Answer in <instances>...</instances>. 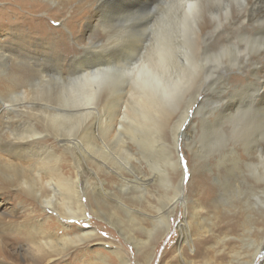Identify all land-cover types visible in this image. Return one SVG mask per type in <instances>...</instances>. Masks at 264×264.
Masks as SVG:
<instances>
[{
	"label": "bare ground",
	"instance_id": "bare-ground-1",
	"mask_svg": "<svg viewBox=\"0 0 264 264\" xmlns=\"http://www.w3.org/2000/svg\"><path fill=\"white\" fill-rule=\"evenodd\" d=\"M20 1L32 9L44 8L30 4L39 0ZM60 1L66 8L72 0ZM76 1L93 2L99 28L122 23L127 24V33H119L117 39L108 33L103 41H87L69 61L73 70L67 75L61 70V57L53 58V51L44 50L37 70L28 68L12 76L9 100L0 99V196L17 209L5 214L0 207V264H55L68 256L73 259L81 245L98 238L94 230L66 224L86 218L87 210L110 224L121 223L117 213L123 207L110 204L115 194L106 188L101 172L114 169L121 159L131 168L135 159L125 139L141 144L144 136L138 140L137 132L162 120L166 126L184 96L191 98V104L172 135L176 149L189 109L197 108V114L206 102L214 101L213 121L203 117L200 128L190 123V143L197 149L210 124L217 133L212 143L221 150L218 156L227 165V175L235 180L242 170L247 172L253 181V205L264 206V0ZM1 11L4 19L9 14L22 16ZM74 13L69 24L87 10L77 7ZM132 17L136 22L127 23ZM12 28L11 32L18 31ZM9 51L0 45V60H11ZM48 73L56 79L33 84ZM52 81L58 85L55 92L46 88ZM44 83L48 84L41 87ZM48 133L64 153H71L72 175L60 169L61 158L48 145ZM163 160V184L172 194L166 201L158 200L159 210L166 213L158 221L154 218L153 230H145L149 239L157 236L162 221L164 234L168 231L182 195L181 183L174 187L171 176L179 168L178 160L173 161L167 151ZM121 178L124 189L128 181ZM142 179L137 177L135 183L143 187ZM11 189L19 193L10 194ZM84 195L89 206L83 203ZM28 197L37 200L41 209H30ZM47 209L59 217H51ZM254 221L261 226H251L248 232H258L260 240L249 259L239 264H256L264 252V218ZM188 235L183 233L180 241L187 242ZM128 238L143 245L132 233ZM16 245L18 252H14ZM71 249L74 252L68 254ZM112 253L119 264H130L119 250ZM98 258L100 264H109L106 257L99 254Z\"/></svg>",
	"mask_w": 264,
	"mask_h": 264
},
{
	"label": "rangeland",
	"instance_id": "rangeland-1",
	"mask_svg": "<svg viewBox=\"0 0 264 264\" xmlns=\"http://www.w3.org/2000/svg\"><path fill=\"white\" fill-rule=\"evenodd\" d=\"M23 4L20 0H0V13L1 10H7L5 13H11L10 10H12L13 13L22 14L21 17H16L15 14H9V17L5 19L0 17V45L10 49L9 55L12 57L8 62L0 60V99L6 102L13 90L11 79L20 71L26 72L28 68L37 70V67L42 64L41 51L51 50L54 52L51 53L53 58L61 57V70L64 75H67L73 70L68 66L69 61L79 54L80 48L87 41L94 39L103 41L109 34H112L111 37L114 36L112 39H117L120 36L119 33H127V24L122 23L116 25L117 27L114 26L115 28L109 27L107 30L99 28L96 24L101 21L96 20L92 1L72 0L66 8L61 6L60 0H39V3H30L33 6L40 4L44 7L37 10ZM77 7L86 8L87 14L69 24ZM43 18L45 20H42ZM18 21L20 22L15 24ZM13 26L18 31L11 32ZM92 26L95 30L90 32L89 29ZM37 63L39 66L36 67ZM44 76L47 78H36L38 81L35 80L33 84L41 85L42 82L40 83L39 80L51 83L50 78L57 77H54L52 73L44 74ZM55 82L47 83L48 85L44 83L41 87L47 85V89L55 92L58 88ZM202 95L199 97L200 102L204 101ZM178 102L173 109L171 121L166 126L163 125L164 120H162L156 126L149 125L145 132L144 130L137 132L138 140L144 136L141 144L134 143L129 138L125 139L135 159L131 162V168L121 159L114 165V169L105 168L102 174L100 173L102 179L107 182L106 188L115 194L112 201H109L110 204L118 208L123 207L117 213L122 222L110 224L105 217L95 215L90 210H87V217L84 219L68 220L67 225L94 230L98 238L87 245H81L72 256L73 259L68 256L55 264H100L99 254L106 257L109 264H119L112 250H119L130 264H239L249 259L254 249L253 245L258 244L261 235L256 231L252 233L248 231L252 227L261 226L254 221L255 219L264 218V206L260 205L257 208L253 205L250 191L253 181L243 170L235 180L227 175L225 171L227 165L218 156L221 150L212 143L217 133L213 132L210 124L204 139L197 144V149H194L193 144L190 143L192 134L190 123L193 121L200 128L203 117L213 121L217 114V104L214 101L206 102L197 114V108L189 109L176 149L172 135L178 130L177 125L191 104V98L184 96ZM47 136H49L46 139L48 145L55 147L56 154L58 153L57 155L61 158L60 169L66 176L72 175L74 162L71 153H64L50 133ZM186 138H190L189 143L185 141ZM237 148L240 152L242 151L239 147ZM166 151L172 154L173 161L178 160L179 168L174 170L171 176L174 187L177 188L181 183L182 195L175 213L171 216L168 231L164 234L165 222L162 221L164 224L160 225L162 228L160 227L161 230L155 234L157 236L149 239L145 230H153V221L155 219L158 221L166 213L159 210L158 200L166 201L165 197L172 194L163 184V158ZM181 155L183 161L187 162V173L184 171V163L180 160ZM193 172H195L194 178ZM120 176L128 181L124 182L126 184L124 189L121 186L123 181ZM135 177L145 180L144 188L135 183ZM10 192H12L10 194L19 193L13 189ZM82 198L83 203L89 206L88 197L84 195ZM6 200L4 196H0L2 212L13 214L17 205L14 206L12 203L6 205ZM28 200L30 209L31 207L41 209L37 200L30 197ZM47 212L51 217H59L50 209H47ZM248 216L255 219H247ZM129 218L132 220L134 218L135 222ZM185 232L189 235L187 242L183 244L180 240ZM130 233L143 245L139 247L130 240L128 238ZM13 248L14 252H18V245ZM70 252L73 253L74 249H71L68 254ZM149 255L152 256L150 261ZM22 264L26 262L23 261ZM256 264H264V252L258 256Z\"/></svg>",
	"mask_w": 264,
	"mask_h": 264
},
{
	"label": "snow or ice",
	"instance_id": "snow-or-ice-1",
	"mask_svg": "<svg viewBox=\"0 0 264 264\" xmlns=\"http://www.w3.org/2000/svg\"><path fill=\"white\" fill-rule=\"evenodd\" d=\"M136 20H137L136 17H132V18H130V19L127 21V23H129V24H133V23L136 22ZM180 160L184 163V171H185V173H187V172H188L187 162H186V161H183V157H182V155L180 156ZM194 176H195V172H193V178H194ZM74 230H75V231H79V229H74Z\"/></svg>",
	"mask_w": 264,
	"mask_h": 264
}]
</instances>
